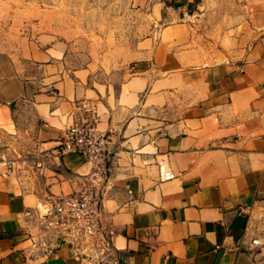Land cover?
Here are the masks:
<instances>
[{"label": "crops", "instance_id": "0c3cea01", "mask_svg": "<svg viewBox=\"0 0 264 264\" xmlns=\"http://www.w3.org/2000/svg\"><path fill=\"white\" fill-rule=\"evenodd\" d=\"M220 39L206 52L187 46L186 30L174 46L146 37L124 55H85L74 68L59 43L25 55L44 63L32 98L42 183H24L0 148V264H98L76 259L43 217L49 197L73 191L89 171L57 149L81 100L117 147L101 187L113 236L100 264H264L245 234L264 210L262 1L235 26L223 24ZM116 68L122 80L104 78ZM16 125L0 102V129ZM167 169L175 177L160 181Z\"/></svg>", "mask_w": 264, "mask_h": 264}, {"label": "rangeland", "instance_id": "374dc122", "mask_svg": "<svg viewBox=\"0 0 264 264\" xmlns=\"http://www.w3.org/2000/svg\"><path fill=\"white\" fill-rule=\"evenodd\" d=\"M255 1L0 0V102H9L17 122L16 132L0 129L1 158L24 183H42L44 148L35 136L32 98L44 87V63L25 55L59 43L66 66L74 68L85 62V55H124L146 37L174 46L182 30L187 46L192 42L195 49L212 52L213 42L221 41L223 24L235 26L251 14ZM177 23L183 24L179 31ZM119 69L104 78L118 83L125 77ZM245 234L264 259L263 209L253 214Z\"/></svg>", "mask_w": 264, "mask_h": 264}, {"label": "built area", "instance_id": "2783aa9c", "mask_svg": "<svg viewBox=\"0 0 264 264\" xmlns=\"http://www.w3.org/2000/svg\"><path fill=\"white\" fill-rule=\"evenodd\" d=\"M57 149L61 154H77L89 171L73 191L51 195L43 217L56 230L59 240L70 246L76 259L100 264L111 253L113 236L102 218L101 187L117 147L111 134L98 127V114L90 102L78 103L72 122L57 139ZM173 177L175 173L167 169L159 180Z\"/></svg>", "mask_w": 264, "mask_h": 264}]
</instances>
